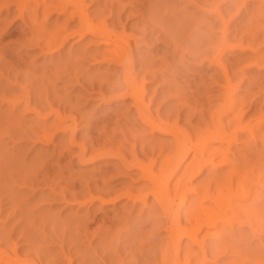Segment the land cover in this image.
Instances as JSON below:
<instances>
[{"label":"rangeland","instance_id":"1","mask_svg":"<svg viewBox=\"0 0 264 264\" xmlns=\"http://www.w3.org/2000/svg\"><path fill=\"white\" fill-rule=\"evenodd\" d=\"M59 1L0 0V264H264V0ZM78 7L111 38L82 33ZM124 51L154 117L193 143L226 133L205 154H226L217 170L189 179L192 153L169 168L173 135L144 125L131 97L108 103ZM229 95L241 109L225 110ZM207 186L233 188L221 212ZM200 201L213 223L194 222Z\"/></svg>","mask_w":264,"mask_h":264},{"label":"bare ground","instance_id":"2","mask_svg":"<svg viewBox=\"0 0 264 264\" xmlns=\"http://www.w3.org/2000/svg\"><path fill=\"white\" fill-rule=\"evenodd\" d=\"M35 2H36V4H37V6H39V4H40V2H39V0H34ZM57 1V0H56ZM61 1H63V0H61ZM67 1V0H66ZM74 2H79V0H73ZM44 2H46V1H44ZM51 2H52V0H51ZM70 1H68V3H69ZM58 3H61L59 0H58ZM52 6L53 5H55V3L54 4H52V3H50ZM65 4V3H64ZM66 4H67V2H66ZM58 5V4H57ZM56 5V6H57ZM60 5V4H59ZM63 5V4H62ZM22 8V7H21ZM63 8V7H62ZM58 8H56V9H54V10H57ZM64 10L65 9H67V8H63ZM78 9H79V11H80V15L77 13L78 12ZM78 9H77V12H76V10H75V12H76V14H78V18H80L79 20L80 21H78V22H80L79 23V25L80 26H82V27H84V29H82L81 27V30H82V33H84V31H86V32H89V31H92L91 33H94L93 31H95V29H96V27L94 28V30H92L93 29V26L94 25H92V23H91V21H89L88 19H87V14H84L83 13V10H81L82 9V7L80 8V7H78ZM47 10V9H46ZM66 11V10H65ZM8 12V11H7ZM75 12H72L73 14H71L70 16H74L75 15ZM20 16H22L21 17V19H24L23 18V11L21 10L20 11V15H19V18H20ZM72 18V17H71ZM96 26V25H95ZM98 27V26H97ZM102 27V26H101ZM103 27H105V26H103ZM87 29V30H86ZM97 29H100V31H98ZM96 29V31H98L97 33H96V35L98 34V35H100L101 36V33L104 35V36H106V37H110L111 36V34H113V33H111L109 30L108 31H106L105 30V28H97ZM89 30V31H88ZM81 33V32H80ZM81 33V34H82ZM66 36V35H65ZM113 36V35H112ZM69 37V36H68ZM68 37H66V38H68ZM113 37H115L114 39H112L113 40V43L116 45V46H118L119 48L118 49H121V51H123V50H127V49H125V48H123V46L121 45L122 44V42L118 39V37H116V36H113ZM112 37V38H113ZM65 37H64V39H66ZM111 38V37H110ZM109 38V39H110ZM63 39V40H64ZM108 39V40H109ZM107 39L105 38V41H106ZM107 40V41H108ZM112 40H110V41H112ZM54 43H55V40H52ZM52 41H50L48 44L51 46L52 44H53V42ZM61 41H62V39H61ZM65 41V40H64ZM64 41H62V43L64 42ZM106 41V42H107ZM120 42H121V44H120ZM51 43V44H50ZM61 43V42H60ZM61 43V44H62ZM107 43H109V42H107ZM112 43V44H113ZM226 43V39L224 38V40H223V44H225ZM39 44V43H38ZM56 44V43H55ZM54 44V45H55ZM114 45V46H115ZM53 46V45H52ZM57 46H59V45H57ZM61 46V45H60ZM122 46V47H121ZM56 49H58V48H56ZM113 51V50H112ZM116 51V50H115ZM125 52V51H124ZM124 52H120V54H115V56L117 57H119V55L121 56ZM111 54V53H110ZM124 54H127V55H124V57H122V58H117L116 60L119 62V63H121V65H123V68H124V76H123V79H122V81L124 80V89L121 91V92H118V94H116V93H114V90L112 91V87L114 86H112V87H110V90L112 91L111 93L112 94H115L113 97H109L108 99H107V101H108V103H112L111 102V99H113V98H122V99H124L125 97H131L132 98V100H133V102H134V104H135V108L138 110L137 111V113L139 112L140 113V115H141V122H143L144 123V125H146V126H149V128L152 130V132L154 131H162L163 133H170V134H172L173 135V139H175L174 140V143H176L175 144V146L174 147H176L175 148V151H174V153L172 154V156L171 157H169V159L167 160V161H165L166 162V166H170V165H172L173 166V170H176L175 168H179V165L182 163V161L186 158L187 159V157L192 153V158H191V163H189V165L188 166H186V167H188L189 168V170H188V172H187V170L185 171L186 172V174H185V172H183L184 174H185V176L188 174L189 175V173H190V175H189V179H192V176L193 175H197V173H199V172H201V169H203L204 167H206L207 166V164H210L211 166H212V168L214 169V170H217L218 169V165H221V164H224L225 163V161L223 162V160H221V162H219L218 164H216V163H214V158L215 157H221L222 159H224L225 157H226V154H224L222 151H220V150H218V151H216V152H214V153H212V154H210L209 156H205V154H206V151L207 150H209L208 148H209V143H211V142H214V141H218L220 144H222L224 141H226L228 144L230 143L229 142V139L227 140V135H226V133H224L223 132V130H221V129H217V130H209V129H206V130H208V132L207 133H204V134H207L204 138H202L201 140H199V138H198V140L199 141H197V142H191V139H190V137H188V139H187V136L185 137V136H183V133L178 129V128H176L177 126L175 125H169L168 124V122H164L163 120L161 121L160 119H158V116H157V118L156 117H154L153 116V112L152 113H150L151 111H149L148 109H147V107H148V105H146V103L144 104V93L146 92L145 91V75L143 76V78H140V79H142V80H140L139 81V79H138V75L135 73V71H134V67H133V62L131 61V59H129L128 58V53L127 52H125ZM113 56V55H112ZM123 56V55H122ZM115 57V58H116ZM262 57H264V55H262ZM218 58V57H217ZM112 60V59H111ZM122 85V86H123ZM118 87H116V85H115V87L116 88H119V85H117ZM101 88V87H100ZM168 89V88H167ZM227 89V88H226ZM230 89H231V86H230ZM100 90H102V89H100ZM109 90V89H108ZM174 90V89H173ZM118 91V90H117ZM145 91V92H144ZM170 91V90H169ZM100 92V91H99ZM106 93V92H105ZM100 94L103 96H101V98H105V94H103V92L101 91L100 92ZM231 94V93H230ZM110 96H112L111 94H110ZM227 96H228V94H227ZM233 98H232V96H230L229 95V97L227 98V100H226V103H225V106H224V108H225V110H233V111H235V109H238L239 107V105H242L243 104V101L241 102V100H240V102H241V104H239L240 102H234L233 100H232ZM245 102V101H244ZM146 105V106H145ZM239 109H241V106H240V108ZM237 111V110H236ZM241 111H245V110H241ZM240 110H239V112L237 113V115H238V119L239 118H241L242 116L241 115H243V113L241 112ZM158 112V111H157ZM157 114V113H156ZM139 115V116H140ZM261 119H264V117H262V118H260V120ZM240 120V119H239ZM257 120V119H256ZM258 122H259V119L257 120ZM261 121H264V120H261ZM257 122V123H258ZM260 123V122H259ZM258 123V124H259ZM262 123V122H261ZM260 123V125H262ZM237 127V126H236ZM202 131V130H201ZM202 132H205V129H203V131ZM204 134H202V136L204 135ZM121 160H123V161H126V158L125 157H122L121 158ZM153 161V160H152ZM132 164H134V165H138V166H140L141 168H142V170H143V172L145 173V174H148V176L151 178V181H152V183H153V185H154V193H156V194H158L157 196H159V193H161V195L163 196V194H162V192L161 191H159V189H160V187H159V184H158V182L161 180V179H158L157 177H155V176H152L151 175V172H150V169L149 168H147L145 165H143V164H141L142 162H139V161H137L136 160V158H132V162H131ZM172 163V164H171ZM229 164V163H228ZM150 165V164H149ZM230 165V164H229ZM172 166H170L169 168H171ZM171 169V170H172ZM186 169V168H185ZM196 169V170H195ZM172 172H174V171H172ZM182 173V174H183ZM169 176V175H168ZM167 176V177H168ZM170 177H171V175H170ZM182 177V176H181ZM191 177V178H190ZM194 177V176H193ZM182 178H185V177H182ZM187 179V178H186ZM178 185H181L180 183H181V178L179 179L178 178ZM185 180V179H184ZM233 179H231V181H232ZM163 181V180H162ZM169 181V180H168ZM190 181V180H189ZM240 181V180H239ZM164 182V181H163ZM230 182V181H229ZM228 182V183H229ZM241 182V181H240ZM239 182V183H240ZM162 183V182H161ZM231 183H233V182H230L229 183V185H232ZM164 186V185H163ZM178 187V186H177ZM211 188V187H210ZM209 188V186H207L206 188H205V192L203 193V195H201V197L204 199V201L206 200V201H209L210 203L212 202V205H214V206H216L215 208L216 209H219L220 210V212H221V210H223V209H225V206H224V204L225 203H227L226 201L231 197V195H233L232 193H233V188H231V186L229 187L230 188V192H225V191H223L224 192V195L222 196V195H220V194H215V193H213V192H210V189ZM238 188V187H237ZM165 189V188H164ZM178 189V188H177ZM176 189V190H177ZM193 189V188H192ZM240 188H238V190H239ZM155 190H156V192H155ZM193 190H195L196 191V189L194 188ZM236 191H237V189H236ZM235 191V189H234V193L236 192ZM246 191H247V189H246ZM249 191V190H248ZM247 191V192H248ZM194 192V191H193ZM238 192H240V191H237L236 193L238 194ZM218 193H219V191H218ZM236 193L234 194V195H236ZM155 194V195H156ZM245 193H243V197H245V195H244ZM160 195V196H161ZM240 196H242V194L240 195ZM239 196V197H240ZM255 197H257V200H259L258 201V203H256V204H258V205H260V206H264V205H262V204H260V202H261V200L260 199H262V197H264V192H262V193H259V194H257ZM163 199H165V207H167V209H165L166 210V213H167V211H169V206H170V208L172 207V202L170 201V200H168V199H166V197L164 196L163 197ZM255 199V201H257L256 200V198H254ZM230 200V199H229ZM228 200V201H229ZM182 201V200H181ZM199 202V201H198ZM202 203H203V200H202ZM254 203V202H253ZM181 205V204H180ZM203 205V206H202ZM209 204H207V206L205 207L204 206V204H201V201H200V204H199V206L198 207H195L194 208V210H193V214H191L192 216L194 215V214H196V213H198V215H196V217H195V219H193L194 220V222L196 223V224H202V223H205V225L207 224H210V223H213L214 221H215V217H214V220H213V222H212V216H210L211 214H212V209H213V206H208ZM193 206H195V205H193ZM254 207L256 206L257 207V205H253ZM224 207V208H223ZM260 208V207H259ZM259 208H257V209H259ZM262 209V208H261ZM190 211V210H189ZM216 211H218V210H216ZM219 212V211H218ZM219 212V213H220ZM226 211H224L223 213H225ZM258 212V211H257ZM262 212H264V211H262ZM261 212V213H262ZM169 213V212H168ZM260 213V212H259ZM178 214V213H177ZM262 214H264V213H262ZM213 216H215L214 215V213L212 214ZM220 215V214H219ZM216 216L217 218H220V216ZM224 214H222L221 215V217H224L223 216ZM227 215V214H226ZM177 216H179V214L177 215ZM255 216V215H254ZM262 217H264V215H261ZM175 217H176V215H175ZM261 218V217H260ZM177 219V218H176ZM217 223V222H216ZM216 223H214V225L216 224ZM261 226H262V228H264V218H261ZM259 223V224H260ZM173 225V224H172ZM204 225V224H203ZM210 226V225H209ZM169 227H171L170 228V230H169V234H170V237L173 239V240H175V238H176V236L177 235H179V234H177L176 235V232H178L179 231V229H181V228H179L178 229V227L179 226H176L175 225V223H174V226L172 227V226H169ZM182 229H185V231H186V228H182ZM262 230H264V229H262ZM181 231V230H180ZM183 231V230H182ZM194 232V234H196L195 232H196V230L194 231V230H187V232H185V233H187L186 235H189L191 238H193V232ZM182 234H184V232L182 233ZM176 235V236H175ZM185 235V234H184ZM179 236H177V238H178ZM195 239V238H194ZM193 239V240H194ZM172 240V241H173ZM177 242V241H176ZM223 249V248H222ZM230 250V249H229ZM220 253H223V252H221L220 251ZM2 258V257H1ZM236 260V259H235ZM234 260V261H235ZM238 260V259H237ZM237 260L235 261L237 264H238V262H237ZM10 261V260H9ZM11 262V261H10ZM261 262H264V260H261ZM6 263H8V264H12L13 263V261L11 262V263H9V262H6ZM173 264H179L178 262H175V263H173ZM235 264V263H234ZM240 264H246V263H240ZM249 264H257V261H252L251 263H249Z\"/></svg>","mask_w":264,"mask_h":264}]
</instances>
